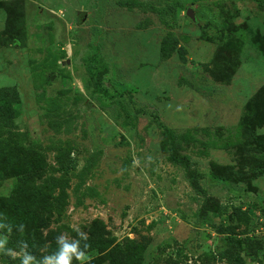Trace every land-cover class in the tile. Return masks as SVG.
Masks as SVG:
<instances>
[{
  "label": "rangeland",
  "instance_id": "rangeland-1",
  "mask_svg": "<svg viewBox=\"0 0 264 264\" xmlns=\"http://www.w3.org/2000/svg\"><path fill=\"white\" fill-rule=\"evenodd\" d=\"M6 90L0 264L31 257L18 187L68 240L148 237L142 264H229L226 237L264 264V0H0Z\"/></svg>",
  "mask_w": 264,
  "mask_h": 264
},
{
  "label": "trees",
  "instance_id": "trees-1",
  "mask_svg": "<svg viewBox=\"0 0 264 264\" xmlns=\"http://www.w3.org/2000/svg\"><path fill=\"white\" fill-rule=\"evenodd\" d=\"M13 96H15V91L6 90L0 92V114L12 116L11 97ZM5 160H8L12 167L19 165V168L22 167L24 169L21 161L13 162V158H5ZM31 170H34L33 165ZM192 184L196 190H200L197 179H193ZM24 195L31 196L32 203L29 206V210L25 209L28 214L23 222L24 225L18 228L15 226L13 229L16 239L31 257L53 259L59 255L60 249L56 240L62 234L59 230L50 228V220L44 215L45 197L40 192H32L27 187H18L7 198L6 205L12 208L20 207L21 204H24ZM12 219L9 218V221ZM9 221L0 219V224H3V222L8 224ZM75 236V240H68L69 244L79 241V249L81 251H85L86 254L97 252L100 255L99 258L88 264H142L144 252L150 244L148 237H142L141 241L128 240L125 245H114L115 243L110 238L109 233L101 224L94 225L87 237H82L79 234ZM86 244L89 245L87 249H85ZM257 244L258 242L254 238L226 237L223 240V250L220 253V257L227 260L229 264H243L241 253L245 251L248 256L256 255L258 253ZM41 250L43 253L40 252ZM6 259L7 264H17L21 261L20 258H12L10 256H6ZM71 264H79V261L73 258Z\"/></svg>",
  "mask_w": 264,
  "mask_h": 264
},
{
  "label": "clouds",
  "instance_id": "clouds-1",
  "mask_svg": "<svg viewBox=\"0 0 264 264\" xmlns=\"http://www.w3.org/2000/svg\"><path fill=\"white\" fill-rule=\"evenodd\" d=\"M82 237L84 233L80 234ZM57 245L59 246V255L53 259L45 260L44 264H71L73 258L75 260L81 262V264H87L88 256H86L85 251H81L79 249V241L75 243L69 244L68 239L64 236L57 237ZM5 241L0 240V249H3ZM89 245H85V249H87ZM11 251V250H8ZM31 257H26L23 259L22 264H29Z\"/></svg>",
  "mask_w": 264,
  "mask_h": 264
}]
</instances>
